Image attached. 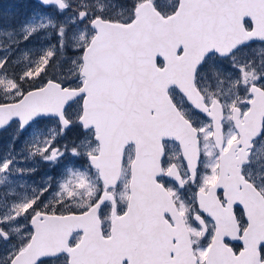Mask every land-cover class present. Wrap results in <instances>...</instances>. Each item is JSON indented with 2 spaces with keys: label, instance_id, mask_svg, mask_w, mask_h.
<instances>
[{
  "label": "snow or ice",
  "instance_id": "snow-or-ice-1",
  "mask_svg": "<svg viewBox=\"0 0 264 264\" xmlns=\"http://www.w3.org/2000/svg\"><path fill=\"white\" fill-rule=\"evenodd\" d=\"M0 264H264V0L0 6Z\"/></svg>",
  "mask_w": 264,
  "mask_h": 264
},
{
  "label": "rangeland",
  "instance_id": "rangeland-1",
  "mask_svg": "<svg viewBox=\"0 0 264 264\" xmlns=\"http://www.w3.org/2000/svg\"><path fill=\"white\" fill-rule=\"evenodd\" d=\"M13 0H0V6L6 10H12Z\"/></svg>",
  "mask_w": 264,
  "mask_h": 264
}]
</instances>
